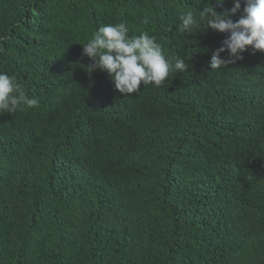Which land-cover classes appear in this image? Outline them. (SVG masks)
I'll return each instance as SVG.
<instances>
[{
  "label": "trees",
  "instance_id": "1",
  "mask_svg": "<svg viewBox=\"0 0 264 264\" xmlns=\"http://www.w3.org/2000/svg\"><path fill=\"white\" fill-rule=\"evenodd\" d=\"M0 264H264V0H0Z\"/></svg>",
  "mask_w": 264,
  "mask_h": 264
},
{
  "label": "clouds",
  "instance_id": "2",
  "mask_svg": "<svg viewBox=\"0 0 264 264\" xmlns=\"http://www.w3.org/2000/svg\"><path fill=\"white\" fill-rule=\"evenodd\" d=\"M256 86V85H255Z\"/></svg>",
  "mask_w": 264,
  "mask_h": 264
}]
</instances>
